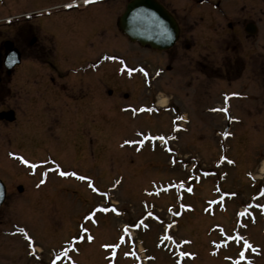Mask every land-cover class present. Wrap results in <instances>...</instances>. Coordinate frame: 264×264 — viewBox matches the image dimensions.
I'll return each instance as SVG.
<instances>
[{
  "label": "rangeland",
  "instance_id": "1",
  "mask_svg": "<svg viewBox=\"0 0 264 264\" xmlns=\"http://www.w3.org/2000/svg\"><path fill=\"white\" fill-rule=\"evenodd\" d=\"M185 1L190 0H169V5ZM223 1L258 5L255 37L229 39L221 49L222 43L210 42L212 58H226L225 75L209 77L176 64L157 81L156 105L143 108L145 90L134 86L136 74L128 69L121 79L128 99L119 90L107 103L99 100L96 130L82 125L86 128L79 136L58 127L66 106H44V97L43 103L35 102L40 97L36 87L44 82V60L55 55V48L73 56L79 43L65 41L62 31L54 43L41 30L32 44L18 36L13 47L20 49L22 61L11 66H16L18 83H11L10 101L0 99V108L9 105L16 111L14 122H0V180L8 185L0 206V264H52L57 256L56 264H264V0ZM1 4L3 17L9 11ZM14 5L16 14L30 11L31 22L42 30L59 29L60 22L64 33H75L67 22L80 30L93 23L98 52L114 34L104 11L88 17L59 13L55 7L44 11V0H15ZM109 8L116 17L119 1ZM8 32L1 27L0 38ZM39 47L52 50L39 53ZM171 47L158 54L120 41L114 51L128 53L132 64L149 63L152 71L168 63ZM194 51L183 61L200 62ZM173 73L181 74L176 89L169 85ZM33 102L53 121L52 130L41 137L23 134L28 129L25 108ZM80 112L82 119L85 112ZM43 139L49 148L42 152ZM73 143H83L85 149L73 150L80 156L91 153L90 158L73 160L70 149H64ZM57 165L73 168L78 182L61 177ZM63 187L79 194L63 196L68 193Z\"/></svg>",
  "mask_w": 264,
  "mask_h": 264
},
{
  "label": "flooded vegetation",
  "instance_id": "2",
  "mask_svg": "<svg viewBox=\"0 0 264 264\" xmlns=\"http://www.w3.org/2000/svg\"><path fill=\"white\" fill-rule=\"evenodd\" d=\"M118 1L121 9L118 15L114 17L108 12V10H110L109 5L111 3L116 4ZM128 1L129 0H91V2L85 3L84 0H44V11L55 7L57 12L66 15L75 13L79 16L94 17L97 14H103L102 11H104L106 15H109L110 17L108 20L110 21V25L113 26L114 34L107 35L109 44L98 52V50L94 49L95 45L92 41L94 37L93 23L90 22V26H88L87 29L80 30L77 26L67 22V24H69L67 25V29L77 30L75 33H64V26L60 24V22L58 23L60 26L59 29L54 28L48 31L44 28L42 30L40 26L31 22L32 15H30V11L21 12L19 15L22 18L19 20L16 19L17 14L14 12L15 0H0V2H2L1 6L9 11L8 15L0 17V21L3 20V23H0V35L1 27L9 31L5 34L6 36L0 38V99L10 101L14 96V91L12 92L11 90V83H18L16 78L14 80L16 66L7 68L4 65V58L9 52L6 46L9 43H12V46H16L15 42H17L16 40L19 37H22V39L32 44L36 41V35L39 30H41V32L43 31L44 38L49 39L53 43L57 40V37H59L58 31H62L65 41L76 39L75 41L79 43L78 49L73 56H68V53H60V51L55 48V52L53 51L55 55L44 60V82H41L39 87H36L40 97H38L35 102L43 103L44 97V106H66L65 112H61L58 115L61 121H63L58 127L63 128L64 131L70 133L72 136L81 135L83 129L86 128L81 127L82 125L89 126V128H86L88 132H91L93 129L94 131L96 130V124L93 118L96 113L95 107L98 101H102H100L101 105L107 103L106 99L109 100V97L113 96L114 92H118L122 87L124 88L126 83H123L121 79L127 78V74L129 73V71H127L128 69L131 70V73L135 72V77L138 79L137 81L135 79L133 83L134 86L140 85L145 90L141 92L143 101L141 105L143 107L150 106L151 104L156 105L157 88L155 87L157 86V81L160 78L162 79L166 72L174 71L176 69V64H179L180 70H182L184 63L189 67V71L193 68L195 70H202V73L206 72L209 77H212L213 74L225 75L227 72L226 58L223 56L220 57V59L212 58L210 42L222 43L220 46L221 49L224 48V43L229 39L233 38L234 41L238 42V40H241V37L252 38L258 34V5L254 2L249 1L248 3L242 1L234 2L233 4H225L222 0H190L171 6L169 5V0H159L174 16L178 24V36L174 45L168 49V63H165L163 67L156 66L151 71L148 67L151 66L148 65L149 63H146V65H144L145 62L132 64L129 62L128 53L124 55L122 52L118 53L114 51L119 47L120 41L124 43H138L130 41L128 36L122 32L117 25V20ZM230 4L232 5L230 6ZM4 32H6V30H4ZM48 50L51 51L52 49L38 48L39 53L44 52V54H48ZM189 51H194L192 54L195 55L196 58H202V60L200 62H195L196 64L192 61L191 63L187 61L184 62L183 58H185V54ZM153 52L158 54L166 53V51L159 50H153ZM19 53L22 56L20 49ZM71 58L72 60L67 62V60ZM157 61H159V59ZM230 64L232 63L230 62ZM232 68L233 67H231L230 70H232ZM23 74L25 76L29 75L27 72ZM177 76H181V74L173 73L169 78L171 80L169 81V85L174 89L179 85L176 80ZM180 87H182L181 84ZM121 91L123 97L128 99L127 92ZM82 107H84V109ZM0 109V113L12 111L14 117L11 122L6 121L5 118H0V122L5 121L10 124L15 121V109L10 108L9 105H4ZM25 109H27L25 113L27 124L24 129L26 127H28V129L26 128L24 132H27L23 134L34 132L37 136L41 137L44 136V133L46 134V131H49V128L52 130L53 125L50 124L53 123L52 119H49L44 113H38L39 110L36 107V103L33 102L30 107H26ZM81 110L85 112L82 119L80 117ZM3 117H5V115ZM17 122L14 124L15 126H17ZM19 126H21L20 129L23 130L22 125ZM100 126L101 125L98 124L99 128H101ZM25 136L30 139L29 144H33L31 136ZM20 137H22V135ZM40 141L43 142L42 146L40 143L43 152L44 149H48L49 146L44 145V139ZM21 143L28 146V142L26 143V141ZM50 147H54L52 149H58L55 146ZM64 149H70L69 151L71 152L67 154L73 157L75 161H77L78 157L89 159L91 156V153H88V155L83 153L82 156H80L73 150L85 149L83 143H81V145H75L73 143V145H68ZM33 165L37 166V163H33ZM63 167L64 166L59 165L56 167L61 177L65 175L68 176L69 179L67 180L69 182L71 180L73 182H78L76 179L79 175L76 171L73 168L64 170ZM5 187L7 192L8 185L5 184ZM20 189L23 191V187ZM62 190L68 192L63 194V196H69V193H71L72 196L76 197L79 194L78 189L76 190L71 187H63Z\"/></svg>",
  "mask_w": 264,
  "mask_h": 264
},
{
  "label": "water",
  "instance_id": "3",
  "mask_svg": "<svg viewBox=\"0 0 264 264\" xmlns=\"http://www.w3.org/2000/svg\"><path fill=\"white\" fill-rule=\"evenodd\" d=\"M119 27L131 40H137L141 44H149L152 48L167 49L177 36L178 28L175 20L169 12L156 0H131L118 20ZM9 49L4 64L10 68L20 61V53L12 47ZM8 116L12 120L13 112H1L0 118ZM5 196V188L0 181V204Z\"/></svg>",
  "mask_w": 264,
  "mask_h": 264
},
{
  "label": "snow or ice",
  "instance_id": "4",
  "mask_svg": "<svg viewBox=\"0 0 264 264\" xmlns=\"http://www.w3.org/2000/svg\"><path fill=\"white\" fill-rule=\"evenodd\" d=\"M84 2L85 3H89V2H91V0H84ZM129 71H131V70H129ZM141 143H142V141H141ZM25 163H27V161H24ZM32 167H35V165H33ZM62 174H65V173H62ZM80 179H86L85 177H80ZM41 183H43V181H41ZM189 191H191V189H189ZM113 210H115V209H113ZM105 211H107V209H105ZM244 213H240V215H243ZM89 217H85V219H88ZM21 231H23L22 229H21ZM88 239L90 240V239H92V237L91 236H89L88 237ZM169 239H170V237H169ZM237 239H242V238H237ZM243 244L246 246V247H251L249 244H248V241H246V240H243ZM113 247H115V246H113ZM182 255H189L188 253H181ZM241 259H243L244 258V253L243 252H241V257H240ZM59 259V256H57L55 259H53L52 260V264H56V260H58Z\"/></svg>",
  "mask_w": 264,
  "mask_h": 264
},
{
  "label": "bare ground",
  "instance_id": "5",
  "mask_svg": "<svg viewBox=\"0 0 264 264\" xmlns=\"http://www.w3.org/2000/svg\"><path fill=\"white\" fill-rule=\"evenodd\" d=\"M22 61V57H20V62ZM160 102V104H163L165 101L164 100H160L159 101ZM262 172H264V162H263V164H262Z\"/></svg>",
  "mask_w": 264,
  "mask_h": 264
}]
</instances>
